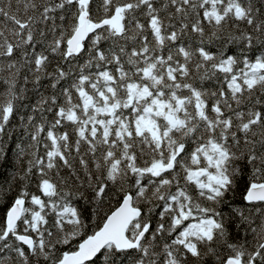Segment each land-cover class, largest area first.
<instances>
[{
	"label": "snow or ice",
	"instance_id": "1",
	"mask_svg": "<svg viewBox=\"0 0 264 264\" xmlns=\"http://www.w3.org/2000/svg\"><path fill=\"white\" fill-rule=\"evenodd\" d=\"M0 169V264H264V0H0Z\"/></svg>",
	"mask_w": 264,
	"mask_h": 264
},
{
	"label": "trees",
	"instance_id": "2",
	"mask_svg": "<svg viewBox=\"0 0 264 264\" xmlns=\"http://www.w3.org/2000/svg\"><path fill=\"white\" fill-rule=\"evenodd\" d=\"M21 131L22 130H19L18 129L17 133L15 135H13V142H15L17 140V138H18V136H19V134H20ZM8 155H9L10 158L12 157V150H11V148L9 149ZM3 170L4 169H0V171H3ZM9 170H10V166H9Z\"/></svg>",
	"mask_w": 264,
	"mask_h": 264
}]
</instances>
